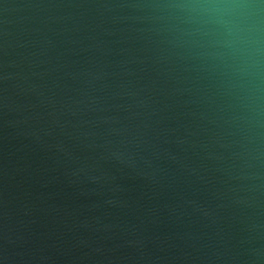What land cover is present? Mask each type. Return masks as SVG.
<instances>
[{
    "label": "water",
    "instance_id": "water-1",
    "mask_svg": "<svg viewBox=\"0 0 264 264\" xmlns=\"http://www.w3.org/2000/svg\"><path fill=\"white\" fill-rule=\"evenodd\" d=\"M0 264H264V0H0Z\"/></svg>",
    "mask_w": 264,
    "mask_h": 264
}]
</instances>
